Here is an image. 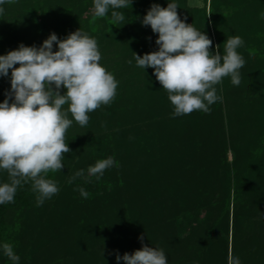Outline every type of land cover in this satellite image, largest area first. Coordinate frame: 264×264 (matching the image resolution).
<instances>
[{
    "label": "trees",
    "instance_id": "trees-1",
    "mask_svg": "<svg viewBox=\"0 0 264 264\" xmlns=\"http://www.w3.org/2000/svg\"><path fill=\"white\" fill-rule=\"evenodd\" d=\"M166 1L132 0L121 9L128 39H133L130 46L141 56L159 47L155 43L158 33L142 24L143 17L153 3L167 7ZM178 15L212 40L213 54L217 45L221 55L225 54L227 38L243 39L237 49L245 60L241 83L234 86L226 77L216 85L222 101L210 105L209 113L174 116L168 93L156 80L154 70H139L136 105L148 119L141 130L137 127L142 135L140 144H123L122 159L133 161L128 170L134 169L136 174L132 182L126 178L130 172L124 177V189L136 195V200L123 201L128 202L125 210L136 218L137 225L155 228L154 239L162 241L160 237L166 234L175 251L173 264H209L217 244L223 261L219 264H227L230 252L241 264H264V0H209L208 7L189 8ZM73 25H64L55 34L74 31ZM48 36L45 34L44 40ZM66 143L70 150L77 149L82 137L66 133ZM152 162L157 164L154 170ZM58 172L48 173L47 178L55 180ZM107 193L105 206L103 200L94 199L92 206L87 203L82 207L89 212L87 218L104 208L125 213L116 196L118 188ZM36 196L28 182L17 187L13 202L0 204V238L7 235L10 214L27 211ZM185 218L193 225L179 236L177 222ZM108 264L120 261L113 258Z\"/></svg>",
    "mask_w": 264,
    "mask_h": 264
},
{
    "label": "clouds",
    "instance_id": "clouds-1",
    "mask_svg": "<svg viewBox=\"0 0 264 264\" xmlns=\"http://www.w3.org/2000/svg\"><path fill=\"white\" fill-rule=\"evenodd\" d=\"M14 2L0 0V6ZM131 3L132 0H93L94 16L103 18L111 8L112 21L123 23L125 16L116 9ZM177 8L170 2L167 7L152 4L142 24L158 33L155 43L159 47L143 56L134 53V59L138 67L154 70L156 80L168 93L174 116L195 111L209 113L210 105L222 101L216 85L226 77L234 86L241 83L240 69L245 60L237 49L244 41L239 36L229 37L224 43L225 54L221 55L219 45L213 54L212 40L182 20ZM4 11L0 7V15ZM54 44L58 46L56 51ZM101 58L97 41L79 29L64 39L53 32L39 47L21 43L17 49L0 55V76L7 77L11 69V89L0 102V170L7 172L10 181L0 184V204L13 202L17 187L28 182L37 193V206L59 192L57 182L47 175L64 167L65 154L71 151L66 143L67 130L73 120L81 127L87 126L89 113L111 104L116 96L118 81L100 64ZM62 88L66 89L63 94ZM114 165L112 157L100 159L88 167L87 176L81 169L68 182L77 177L99 179ZM79 191L82 197H88L83 188ZM143 239L141 235V242ZM2 247L4 255L18 264L20 257L13 246L4 243ZM116 259H122L124 264H168L162 249L146 244L132 254L117 253ZM227 264L241 261L230 252Z\"/></svg>",
    "mask_w": 264,
    "mask_h": 264
},
{
    "label": "rangeland",
    "instance_id": "rangeland-1",
    "mask_svg": "<svg viewBox=\"0 0 264 264\" xmlns=\"http://www.w3.org/2000/svg\"><path fill=\"white\" fill-rule=\"evenodd\" d=\"M169 2L171 3L167 0L166 5ZM177 6V11L183 13L189 8L208 7L209 0H185V3ZM0 7L5 9L0 15V55L17 49L21 43L39 47L45 34L57 33L64 25L74 24V31L79 29L97 41L102 57L100 64L118 81L116 96L111 104L102 105L89 113L87 126L81 127L73 120L67 130L68 134L81 136L82 144L65 154L62 161L64 167L54 180L59 192L46 199L41 206H37L35 202L24 213L10 214L8 217L7 235L0 238V264H13L3 253L4 243L13 246L14 252L20 257L18 264H108L113 258L116 259L117 253L120 256L132 254L145 244L165 250L168 264H173L175 251L172 252L173 248L168 244L166 234L160 237L162 241L154 239L157 235L155 228L137 225L136 218L129 217L127 214L130 213L125 210L128 202H123L130 198L136 200V195H130L127 188L123 187L124 177L128 172L131 173L126 177L129 182L136 180V174L132 171L134 169L128 170L133 161L125 160L124 157L122 159L123 144L126 141L133 145L137 142L140 144L142 135L138 133L137 127L141 130L144 121L148 119L136 105L139 100L136 92L141 86L137 73L142 68L136 65L134 53H139L130 46L133 39H128L126 21L113 22L111 8L105 17H95L93 0H15L14 3H5ZM116 11L122 12L121 9ZM74 31L56 35L64 39ZM53 50H58V46L54 44ZM10 79L11 69L7 77L0 76V102H3L11 89ZM136 84L139 86H135ZM65 91L62 88L61 94ZM12 99L9 100L10 103ZM153 115L157 117L155 113ZM69 119H72L71 114ZM227 156L230 159L229 151ZM108 157H112L118 166L106 169L99 179L94 176L88 180L77 177L71 183L68 182L81 169L87 176L89 166ZM151 165L153 170L156 169V163L152 162ZM7 182V172L0 170V184ZM114 187L118 188L119 194L116 196L125 213L104 208L98 215L93 214L87 218L89 212L82 207L87 203L92 206L94 199L100 202L103 200L105 206L109 197L107 192H113ZM79 188L88 192L87 198L81 196ZM127 207L130 208V204ZM122 217L128 218L127 226L122 224ZM126 220H123L124 224ZM177 224V234L184 235L192 228L193 221L185 218ZM141 235L144 237L143 242L140 240ZM217 245L213 248L209 264L223 262ZM178 248L176 250H180ZM176 254L179 255L178 252ZM122 263L120 260V264Z\"/></svg>",
    "mask_w": 264,
    "mask_h": 264
}]
</instances>
